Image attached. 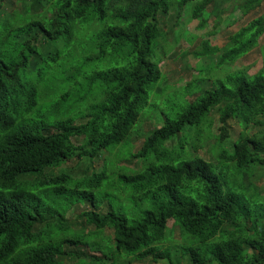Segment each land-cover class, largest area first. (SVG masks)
<instances>
[{"label":"trees","instance_id":"16d2710c","mask_svg":"<svg viewBox=\"0 0 264 264\" xmlns=\"http://www.w3.org/2000/svg\"><path fill=\"white\" fill-rule=\"evenodd\" d=\"M28 1L22 13L29 7L33 18L27 25L16 27L0 19L5 22L0 26V264H99L108 258H99L97 246H89L87 240L105 229L112 231L116 253L171 263V248L162 247L169 220L181 229L185 242L172 249L189 264H264V182L257 185L264 177V44L256 73L249 75L244 67L224 79L213 77L218 87L204 91L175 119H166L143 138L133 159L151 157L153 162L145 170L119 177L134 192L148 195L150 207L138 218L109 209L98 212L100 201L83 192L80 199L90 210L76 214L72 210L81 207L77 205L64 212L68 220L52 208L65 185L81 177L76 185L92 191L102 186L105 172L90 180L87 169L76 172L80 176L73 168L58 175L53 170L74 158L92 159L129 139L146 103L147 85L161 77L150 59L152 52H168L174 45L157 19L170 7L180 12L191 2L190 16L203 29L204 10L211 0ZM260 2L246 0L243 12ZM0 6L11 8L9 0H0ZM5 13L22 17L13 8ZM178 33L174 31L172 43ZM263 33L264 14L231 33L222 48L202 41L203 49L193 56L219 52L216 68L231 65L257 47ZM85 46L94 54L84 57L79 50ZM67 55L104 65L90 77V83L105 92L104 102L77 119L70 91H60L59 84L72 81L79 70L64 71L57 78L42 65ZM48 82L57 90L47 95L43 87ZM213 109L218 113V134L209 131ZM230 120L240 127L234 140L228 134ZM201 124L222 150L214 161L199 155L178 161L165 143L186 126ZM68 231L67 237L58 235ZM84 248L96 256H87Z\"/></svg>","mask_w":264,"mask_h":264},{"label":"rangeland","instance_id":"374dc122","mask_svg":"<svg viewBox=\"0 0 264 264\" xmlns=\"http://www.w3.org/2000/svg\"><path fill=\"white\" fill-rule=\"evenodd\" d=\"M199 1L195 0V2ZM245 1L211 0V3L206 7L207 9L204 10L203 17L206 20V25L203 29L197 28L198 21L190 16L191 2L187 3L180 12H177L175 7H170L165 15L157 19L159 29L168 33L167 40L171 46L174 45L168 52H165L164 49L158 50L159 48L152 52L150 59L158 66L161 77L156 82H151L147 85L146 103L144 102L145 104L141 105L139 119L133 125L129 139L127 140V137L112 150L110 148L102 151L92 159L85 157L74 158L60 168L54 169L53 175H58L61 172H66L67 168H73L75 176L82 175L76 172L87 169L85 172L86 177H89L90 180L103 171L106 178L100 188L90 191L85 186L78 187L76 185L79 182L76 179L81 177H73L74 181L65 185L66 191L55 199L56 203L52 205L55 212L65 217L66 214L64 212L75 209L77 205H81V207L72 210L76 214L81 213L82 210H90V204L83 203L85 200L80 199V195L83 192H91L93 198L100 201L98 212H104L109 209L123 214L128 219L138 218L143 210L150 207L148 195L145 192H134L130 185H125L119 179L120 176L135 174L140 168L145 170L153 162L151 157L133 159L134 154L141 147L143 138L148 136L154 128L162 126L166 119H175L183 109L201 97L204 91L218 87V83H216V80L213 81V77L222 76L221 79H224L226 75L231 73L230 71L243 69L244 67H247V73L252 75L261 68L262 57L259 47L264 44V33L258 39L257 47L231 65L216 68L219 52L208 57L197 58L193 56L196 51L203 49L202 41L207 40L211 46L222 48L227 43L228 36L231 33H235L246 26L253 18L264 14V0H260L259 5L253 9L243 12ZM9 2L11 8L20 13L24 11L23 7L29 4L28 0L25 5H23L25 0H9ZM11 8L0 6L1 20L10 21L16 24V27L23 24L27 25V23L32 21L33 12L30 11L29 7H26V12L22 13V17L19 13L6 14L5 11H10ZM4 24L5 22H0L1 27ZM174 31H179V38L176 43H172ZM157 42V40L154 41L153 46ZM162 42L166 43V40ZM82 49L83 51L79 50V52L85 54L84 57H88V54H94V51L91 52L88 46L82 47ZM165 49L168 50V47H165ZM45 63L42 65L45 67L48 65L49 73L57 78H61L64 71L68 73L79 70V76L74 77L72 81L59 84L60 91L63 89L70 91L71 101L75 102L73 110L76 119L83 116L82 113L84 111L89 110L93 106H99L104 102L105 92H102L97 83H90V77L93 73L103 69L104 65L102 63L89 61L84 63L83 57L76 58L69 55L63 56L56 63H48V60ZM43 90L48 95L56 92L57 88L51 82H48V86L43 87ZM46 105H48V101ZM43 110H45V107L42 104ZM209 119L211 121L209 131L212 134H218L220 123L215 109L210 112ZM227 124L230 139H236L240 132V127L234 120L228 121ZM250 131H254V129ZM208 136L206 132L204 133V124L193 128L186 126L181 133L167 141L165 146L174 150L178 161H186L195 155L214 161V155L217 156L222 148L219 145L212 144L213 137L209 136L210 138H207ZM178 143L180 145L183 144L184 147L181 149ZM263 182L264 177L257 185L263 186ZM151 192L154 193L155 191L152 190ZM181 193L185 194L182 191ZM190 196H194V194L192 193ZM66 218L69 220L68 216ZM56 219L58 220L59 216H56ZM88 229H91V227H88ZM166 233L167 237L162 247L171 248L169 249L172 258L171 263L164 259L153 260L150 256L143 259H135L123 252L116 253L114 242L111 240L112 231L109 229L97 231V235L90 236L87 243L89 246L92 244L97 246L98 252H96V255L99 258H102V255L108 258L109 261L102 259L99 264H125L126 259L128 260L127 264H189L185 257H182L179 252L177 253L172 249L185 243L181 229L173 220L168 221ZM58 235L67 237L71 235V232L58 233ZM188 239L191 242V239ZM84 249L87 252V256H90V254L96 256L88 248ZM84 261L88 262L89 258H85Z\"/></svg>","mask_w":264,"mask_h":264},{"label":"clouds","instance_id":"9594fccd","mask_svg":"<svg viewBox=\"0 0 264 264\" xmlns=\"http://www.w3.org/2000/svg\"><path fill=\"white\" fill-rule=\"evenodd\" d=\"M219 55V54H218Z\"/></svg>","mask_w":264,"mask_h":264}]
</instances>
